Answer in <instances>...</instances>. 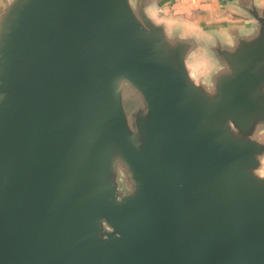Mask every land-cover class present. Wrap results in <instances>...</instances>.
<instances>
[{"label": "water", "instance_id": "water-1", "mask_svg": "<svg viewBox=\"0 0 264 264\" xmlns=\"http://www.w3.org/2000/svg\"><path fill=\"white\" fill-rule=\"evenodd\" d=\"M153 2L0 0V264H264V6L194 78Z\"/></svg>", "mask_w": 264, "mask_h": 264}, {"label": "crops", "instance_id": "crops-1", "mask_svg": "<svg viewBox=\"0 0 264 264\" xmlns=\"http://www.w3.org/2000/svg\"><path fill=\"white\" fill-rule=\"evenodd\" d=\"M162 4V10L167 13L171 8L173 11L178 13L176 18L165 16L164 23L167 24L170 31H174L177 27H183L184 35H199V28L196 24H189L184 21L183 17L189 16L193 19L201 20V27H207L206 21H220L227 20L236 31L233 35L248 33L252 29V20L244 16L239 10H237L233 2L234 0H203V6L199 4V0L193 4H185L183 0H159ZM264 6V3L257 2ZM159 11L156 7H152L149 10L150 15L156 19ZM216 25H213L215 27ZM220 26H227L226 23H222ZM227 35V34H225ZM230 38V37H229ZM199 67L204 69L203 73L198 72ZM188 68L191 75L194 78H198L208 73L213 68V62L211 57L204 51L196 52L191 60L188 62ZM197 69L196 71H194Z\"/></svg>", "mask_w": 264, "mask_h": 264}, {"label": "clouds", "instance_id": "clouds-1", "mask_svg": "<svg viewBox=\"0 0 264 264\" xmlns=\"http://www.w3.org/2000/svg\"><path fill=\"white\" fill-rule=\"evenodd\" d=\"M185 4H191L197 2V0H183ZM258 0H252L253 7L256 5ZM259 2L264 3V0H259ZM133 3H135V0H133ZM235 4H239V0H234ZM199 4L202 7L203 6V0H199ZM150 7H156L157 9H161L159 11L157 18L154 20L151 15H149L148 9H146V15L147 18L152 22V24L162 30L165 33L166 39L169 42L173 43H181L186 45L189 48L187 56L192 55L194 52H206L211 59L216 63L217 65V71H222L223 67L221 65V61L219 60L217 56L216 49L219 48L220 50H228L235 48L237 44L238 35H233V32L236 31L233 29L232 25L227 20H220V21H206L207 27H201V20L200 19H193L189 16H184L183 19L185 22L189 24H196V26L199 28L200 33L204 34L203 36L199 35H184V29L183 27H177L171 34L169 33L168 26L166 23H164L165 16H170L173 18H176L178 16V13L173 11L171 8L167 13H165L162 10V4L159 2V0H154L153 4ZM149 7V8H150ZM259 16V13H257ZM264 19V18H260ZM222 23H226L227 26H220ZM213 25H216L213 27ZM255 32L259 29L260 25L255 20V25L251 26ZM227 34V35H225ZM249 33H241L239 34V38L243 39L248 37ZM230 37V38H229ZM209 87H211V84H209ZM255 140L258 144L264 146V140L259 139L258 136H254L252 138ZM260 159L264 160V157H261ZM255 175L259 178L264 180V170L256 171ZM131 191V189H129Z\"/></svg>", "mask_w": 264, "mask_h": 264}, {"label": "rangeland", "instance_id": "rangeland-1", "mask_svg": "<svg viewBox=\"0 0 264 264\" xmlns=\"http://www.w3.org/2000/svg\"><path fill=\"white\" fill-rule=\"evenodd\" d=\"M191 4H193V3H191ZM196 70H197V69H195L194 71H196ZM203 71H204V69H202V68L199 67V71H198V72L203 73ZM125 106H126V111H127V112H129L130 109H132V104L129 103V101H126Z\"/></svg>", "mask_w": 264, "mask_h": 264}]
</instances>
